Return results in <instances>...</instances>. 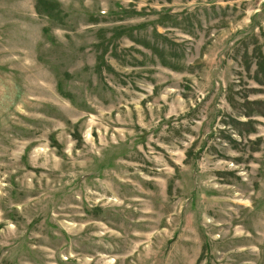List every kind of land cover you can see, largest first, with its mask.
Here are the masks:
<instances>
[{
	"label": "rangeland",
	"instance_id": "obj_1",
	"mask_svg": "<svg viewBox=\"0 0 264 264\" xmlns=\"http://www.w3.org/2000/svg\"><path fill=\"white\" fill-rule=\"evenodd\" d=\"M264 0H0V264H264Z\"/></svg>",
	"mask_w": 264,
	"mask_h": 264
},
{
	"label": "trees",
	"instance_id": "obj_2",
	"mask_svg": "<svg viewBox=\"0 0 264 264\" xmlns=\"http://www.w3.org/2000/svg\"><path fill=\"white\" fill-rule=\"evenodd\" d=\"M263 5H264V2H263Z\"/></svg>",
	"mask_w": 264,
	"mask_h": 264
}]
</instances>
